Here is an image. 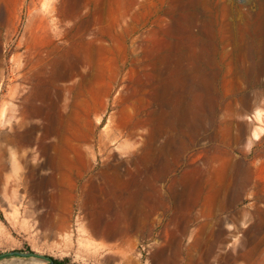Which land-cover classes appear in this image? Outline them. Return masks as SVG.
<instances>
[{
    "label": "rangeland",
    "instance_id": "374dc122",
    "mask_svg": "<svg viewBox=\"0 0 264 264\" xmlns=\"http://www.w3.org/2000/svg\"><path fill=\"white\" fill-rule=\"evenodd\" d=\"M165 230L264 264V0H0V253Z\"/></svg>",
    "mask_w": 264,
    "mask_h": 264
},
{
    "label": "crops",
    "instance_id": "0c3cea01",
    "mask_svg": "<svg viewBox=\"0 0 264 264\" xmlns=\"http://www.w3.org/2000/svg\"><path fill=\"white\" fill-rule=\"evenodd\" d=\"M115 17L125 16L117 6ZM169 171H156L149 178L158 186H165L169 179ZM95 244L89 247L88 259H94L97 264H197L195 258L208 257L207 253L196 250L185 243L182 230L169 233L166 230L153 236L150 248L135 250L133 245L123 244L121 237L113 240L95 239ZM102 250V251H100Z\"/></svg>",
    "mask_w": 264,
    "mask_h": 264
},
{
    "label": "water",
    "instance_id": "95a60500",
    "mask_svg": "<svg viewBox=\"0 0 264 264\" xmlns=\"http://www.w3.org/2000/svg\"><path fill=\"white\" fill-rule=\"evenodd\" d=\"M9 255H19L22 257H28V258H35L40 260L43 263H47V264H59V263H55L50 256L48 255H44V254H40V253H36L33 251L30 252H21L18 250H14V251H8V252H3L0 253V258L9 256Z\"/></svg>",
    "mask_w": 264,
    "mask_h": 264
},
{
    "label": "trees",
    "instance_id": "16d2710c",
    "mask_svg": "<svg viewBox=\"0 0 264 264\" xmlns=\"http://www.w3.org/2000/svg\"><path fill=\"white\" fill-rule=\"evenodd\" d=\"M55 263H59V264H66L64 261H59L56 259L51 258Z\"/></svg>",
    "mask_w": 264,
    "mask_h": 264
},
{
    "label": "bare ground",
    "instance_id": "6f19581e",
    "mask_svg": "<svg viewBox=\"0 0 264 264\" xmlns=\"http://www.w3.org/2000/svg\"><path fill=\"white\" fill-rule=\"evenodd\" d=\"M254 134H255V135H257V133H256V132H255ZM21 161H22V160H21ZM19 162H20V161H19ZM20 163H21V162H20ZM20 168H21V167H20ZM16 173H17V172H16ZM18 173H19V172H18ZM18 175H19V174H18ZM18 175H17V176H18ZM19 176H20V175H19ZM17 178H19V177H17ZM19 179H20V178H19Z\"/></svg>",
    "mask_w": 264,
    "mask_h": 264
}]
</instances>
